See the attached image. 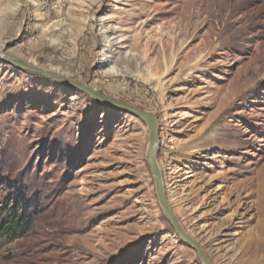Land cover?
Masks as SVG:
<instances>
[{"label":"rangeland","instance_id":"obj_1","mask_svg":"<svg viewBox=\"0 0 264 264\" xmlns=\"http://www.w3.org/2000/svg\"><path fill=\"white\" fill-rule=\"evenodd\" d=\"M0 53L154 113L185 231L214 264H264V0H0ZM148 137L0 62V218L33 219L0 264H201L158 203Z\"/></svg>","mask_w":264,"mask_h":264},{"label":"water","instance_id":"obj_2","mask_svg":"<svg viewBox=\"0 0 264 264\" xmlns=\"http://www.w3.org/2000/svg\"><path fill=\"white\" fill-rule=\"evenodd\" d=\"M0 62H3L13 68L37 75L43 78H48L55 80L59 83H62L66 86H69L86 96L90 97L94 102L107 106L111 109H114L119 112H125L130 115H133L140 119L147 127L149 132L148 137V147L145 156V160L149 165L151 174L153 177L155 191L157 194L158 203L173 228L175 234L193 251L196 252L197 257L201 264H214L209 256L205 253L203 248L197 243L183 228L179 219L173 212L169 202L167 200L163 176L161 173L160 165L158 162V151L160 147V135H159V125L158 117L151 112L145 111L144 109L132 105L130 103L118 101L112 98H109L102 93L90 88L88 85H85L81 82L75 81L70 77L59 74L56 70H48L37 65H33L29 62H26L22 59H16L10 56H6L0 53Z\"/></svg>","mask_w":264,"mask_h":264},{"label":"trees","instance_id":"obj_3","mask_svg":"<svg viewBox=\"0 0 264 264\" xmlns=\"http://www.w3.org/2000/svg\"><path fill=\"white\" fill-rule=\"evenodd\" d=\"M19 206L16 207V211L12 208L13 216L3 220L0 218L1 239L14 241L25 236L31 229L33 219L31 215H28L29 211L26 209L24 212Z\"/></svg>","mask_w":264,"mask_h":264},{"label":"bare ground","instance_id":"obj_4","mask_svg":"<svg viewBox=\"0 0 264 264\" xmlns=\"http://www.w3.org/2000/svg\"><path fill=\"white\" fill-rule=\"evenodd\" d=\"M55 70H56V72H58L59 74L64 75V76H66V77H69V76H70L69 74L65 73V72L62 71L61 69H55Z\"/></svg>","mask_w":264,"mask_h":264}]
</instances>
